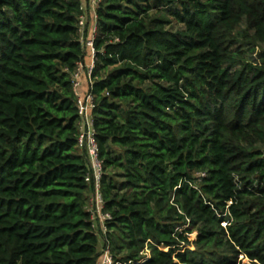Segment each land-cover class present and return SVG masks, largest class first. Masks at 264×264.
Wrapping results in <instances>:
<instances>
[{"label": "trees", "instance_id": "trees-1", "mask_svg": "<svg viewBox=\"0 0 264 264\" xmlns=\"http://www.w3.org/2000/svg\"><path fill=\"white\" fill-rule=\"evenodd\" d=\"M80 6L0 0V264L106 247L119 264H264V0L100 2L82 88L105 233L77 144Z\"/></svg>", "mask_w": 264, "mask_h": 264}, {"label": "built area", "instance_id": "built-area-1", "mask_svg": "<svg viewBox=\"0 0 264 264\" xmlns=\"http://www.w3.org/2000/svg\"><path fill=\"white\" fill-rule=\"evenodd\" d=\"M102 0H89V9L81 4L82 14L78 19V36L84 47L86 54V63H78L72 76V88L75 93L78 107V147L84 151L87 156L88 173L86 182L92 184L93 191L88 199V211L93 228L106 231L105 222L111 219L109 213L104 212V201L100 190L102 178V162L99 157V147L95 139V130L93 126L92 110L94 109V98L91 91L82 88L84 76L91 84V75L94 70L96 49L94 41L97 37L96 27V9ZM81 2V1H80ZM140 254L149 257V252L145 248ZM97 264H119L112 257L109 249H101L100 258Z\"/></svg>", "mask_w": 264, "mask_h": 264}, {"label": "crops", "instance_id": "crops-1", "mask_svg": "<svg viewBox=\"0 0 264 264\" xmlns=\"http://www.w3.org/2000/svg\"><path fill=\"white\" fill-rule=\"evenodd\" d=\"M81 4L84 5L85 7H87V9H89V0H80Z\"/></svg>", "mask_w": 264, "mask_h": 264}, {"label": "rangeland", "instance_id": "rangeland-1", "mask_svg": "<svg viewBox=\"0 0 264 264\" xmlns=\"http://www.w3.org/2000/svg\"><path fill=\"white\" fill-rule=\"evenodd\" d=\"M195 235H196V234H192V235L190 236V240H193V239L195 238ZM244 262L247 263L246 260H244Z\"/></svg>", "mask_w": 264, "mask_h": 264}]
</instances>
